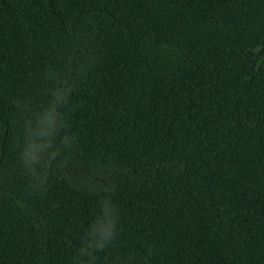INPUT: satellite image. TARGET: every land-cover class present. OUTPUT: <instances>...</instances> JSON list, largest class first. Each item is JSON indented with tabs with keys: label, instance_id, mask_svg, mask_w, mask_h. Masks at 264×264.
<instances>
[{
	"label": "trees",
	"instance_id": "trees-1",
	"mask_svg": "<svg viewBox=\"0 0 264 264\" xmlns=\"http://www.w3.org/2000/svg\"><path fill=\"white\" fill-rule=\"evenodd\" d=\"M0 264H264V0H0Z\"/></svg>",
	"mask_w": 264,
	"mask_h": 264
},
{
	"label": "clouds",
	"instance_id": "clouds-1",
	"mask_svg": "<svg viewBox=\"0 0 264 264\" xmlns=\"http://www.w3.org/2000/svg\"><path fill=\"white\" fill-rule=\"evenodd\" d=\"M60 97H57V99H59ZM26 155H27V153H26ZM111 237H112V230H111V228H109L105 233H103L102 234V240H104V241H107V240H109V239H111ZM91 246V245H90ZM95 247L97 248V249H100V250H102L103 249V247H104V243H100V242H98L96 245H95ZM82 252H83V250H82ZM89 255H91V253H89ZM95 258L93 257V260H94Z\"/></svg>",
	"mask_w": 264,
	"mask_h": 264
}]
</instances>
